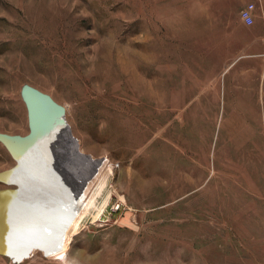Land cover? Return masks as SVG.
<instances>
[{
    "label": "rangeland",
    "instance_id": "1",
    "mask_svg": "<svg viewBox=\"0 0 264 264\" xmlns=\"http://www.w3.org/2000/svg\"><path fill=\"white\" fill-rule=\"evenodd\" d=\"M24 83L112 176L65 260L0 264H264V0H0V132H28Z\"/></svg>",
    "mask_w": 264,
    "mask_h": 264
},
{
    "label": "bare ground",
    "instance_id": "2",
    "mask_svg": "<svg viewBox=\"0 0 264 264\" xmlns=\"http://www.w3.org/2000/svg\"><path fill=\"white\" fill-rule=\"evenodd\" d=\"M63 125L56 123L41 134L21 160L18 190H12L5 206L7 253L18 256L28 246H38L65 260L71 236L89 213L86 209L112 176L107 159L92 160L79 151Z\"/></svg>",
    "mask_w": 264,
    "mask_h": 264
},
{
    "label": "water",
    "instance_id": "3",
    "mask_svg": "<svg viewBox=\"0 0 264 264\" xmlns=\"http://www.w3.org/2000/svg\"><path fill=\"white\" fill-rule=\"evenodd\" d=\"M20 96L26 107L28 132L23 135L0 132V142L15 160L12 167L0 171V181L8 184H13L19 179L23 172V169H20L21 160L41 134L56 123L65 124L63 126L68 129L67 123L63 122L64 106L55 101L50 94L24 83L20 89ZM68 133L71 136L70 131ZM12 190L9 188L0 189V252L11 250L5 240L7 234L4 229L6 218L4 214L8 197L14 192Z\"/></svg>",
    "mask_w": 264,
    "mask_h": 264
},
{
    "label": "built area",
    "instance_id": "4",
    "mask_svg": "<svg viewBox=\"0 0 264 264\" xmlns=\"http://www.w3.org/2000/svg\"><path fill=\"white\" fill-rule=\"evenodd\" d=\"M253 4H248L242 7L240 10V18L243 20L244 24L250 25L253 22V17H252V9H253Z\"/></svg>",
    "mask_w": 264,
    "mask_h": 264
},
{
    "label": "crops",
    "instance_id": "5",
    "mask_svg": "<svg viewBox=\"0 0 264 264\" xmlns=\"http://www.w3.org/2000/svg\"><path fill=\"white\" fill-rule=\"evenodd\" d=\"M239 36L241 35V34H238ZM239 60H242L241 58H239ZM238 61V60H237ZM250 74L248 75L250 78H251V76L252 75H254L255 74V72L254 71H250L249 72ZM252 80V79H251ZM253 83H255V81L253 80ZM251 85H253L254 86V84H251ZM224 83H223V88H222V100L224 99V93H225V91H224ZM251 93H254V94H256L254 91L253 92H251ZM257 96V95H256ZM257 98V97H256ZM242 100H244V99H242ZM248 102V101H247ZM256 102H257V100H256ZM259 102V101H258ZM260 102H261V105L264 103V93L263 94H261V100H260Z\"/></svg>",
    "mask_w": 264,
    "mask_h": 264
}]
</instances>
